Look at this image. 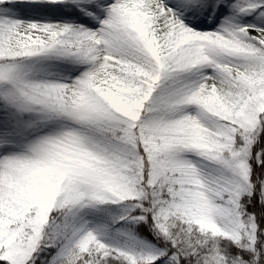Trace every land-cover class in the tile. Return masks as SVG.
I'll list each match as a JSON object with an SVG mask.
<instances>
[{
  "label": "snow or ice",
  "instance_id": "1",
  "mask_svg": "<svg viewBox=\"0 0 264 264\" xmlns=\"http://www.w3.org/2000/svg\"><path fill=\"white\" fill-rule=\"evenodd\" d=\"M0 264H264V0H0Z\"/></svg>",
  "mask_w": 264,
  "mask_h": 264
}]
</instances>
